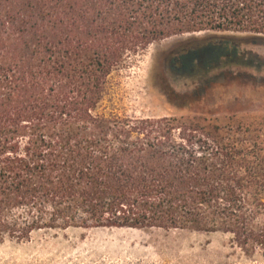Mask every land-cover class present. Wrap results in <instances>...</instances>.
Listing matches in <instances>:
<instances>
[{
	"label": "trees",
	"instance_id": "trees-1",
	"mask_svg": "<svg viewBox=\"0 0 264 264\" xmlns=\"http://www.w3.org/2000/svg\"><path fill=\"white\" fill-rule=\"evenodd\" d=\"M78 23L84 40L72 39ZM196 31L231 34L173 50L171 74L196 91L220 78L264 85V57L240 49L264 44V0H0V241L160 227L219 231L264 256L263 119L97 111L126 50Z\"/></svg>",
	"mask_w": 264,
	"mask_h": 264
},
{
	"label": "rangeland",
	"instance_id": "rangeland-1",
	"mask_svg": "<svg viewBox=\"0 0 264 264\" xmlns=\"http://www.w3.org/2000/svg\"><path fill=\"white\" fill-rule=\"evenodd\" d=\"M77 25L72 39L84 40L86 25ZM211 34L231 33L185 32L154 40L141 50H126L106 76L97 111L106 117L177 116L220 125L264 120V85L242 77L220 78L196 91L167 70L165 62L173 50ZM240 49L264 57L262 43H244ZM179 90L191 94H177ZM0 264H264V256L245 254L219 231L68 227L0 241Z\"/></svg>",
	"mask_w": 264,
	"mask_h": 264
},
{
	"label": "water",
	"instance_id": "water-1",
	"mask_svg": "<svg viewBox=\"0 0 264 264\" xmlns=\"http://www.w3.org/2000/svg\"><path fill=\"white\" fill-rule=\"evenodd\" d=\"M200 33V32H199Z\"/></svg>",
	"mask_w": 264,
	"mask_h": 264
}]
</instances>
